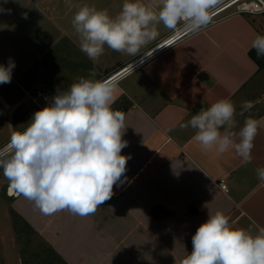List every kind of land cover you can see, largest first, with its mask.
Returning a JSON list of instances; mask_svg holds the SVG:
<instances>
[{
    "label": "crops",
    "instance_id": "0c3cea01",
    "mask_svg": "<svg viewBox=\"0 0 264 264\" xmlns=\"http://www.w3.org/2000/svg\"><path fill=\"white\" fill-rule=\"evenodd\" d=\"M118 1L102 0L106 5H101L112 7L110 2ZM158 32L136 56L115 54L108 68L99 67L104 71L95 79H110L171 34L163 24ZM257 35H264V14L227 18L188 35L118 83L112 107L126 115L122 138L128 146L121 154L130 159L112 197L94 214L62 210L44 215L20 195L4 198L8 213L13 208L67 264H179L191 253L192 236L209 211H224L234 227H264V182L256 175V169L264 168V67L249 55ZM49 54L34 52L31 63L19 67L15 62L21 100L36 104L33 95L42 92L39 100L47 106L58 91L67 89L45 73ZM259 61L264 63V58ZM222 98L236 106L237 130L247 116L260 121L250 163L232 149L223 154L204 150L193 139L195 130L180 128ZM245 101L253 107L241 116ZM19 105L7 107L12 113ZM223 181L226 193L218 188ZM1 189H9L3 174Z\"/></svg>",
    "mask_w": 264,
    "mask_h": 264
},
{
    "label": "clouds",
    "instance_id": "9594fccd",
    "mask_svg": "<svg viewBox=\"0 0 264 264\" xmlns=\"http://www.w3.org/2000/svg\"><path fill=\"white\" fill-rule=\"evenodd\" d=\"M71 6V0H67ZM222 0H124L120 12L84 4L72 18L79 48L93 62L105 46L136 56L156 40L158 25L173 33L197 34L213 20ZM251 49L264 58V35ZM15 62L0 65V84L10 83ZM80 77L58 91L47 106L37 110L23 131L14 130L0 147V169L9 192L23 196L44 215L68 210L94 214L113 195V187L126 172L130 156L122 155L128 142L124 112L113 109L117 83ZM253 107L242 103L243 116ZM195 130L193 139L204 150L223 154L230 149L245 162L252 160L260 121L251 116L237 130L236 106L222 98L180 125ZM264 182V168L256 169ZM179 264H264V227H234L222 210L209 211L208 219L192 236V251Z\"/></svg>",
    "mask_w": 264,
    "mask_h": 264
},
{
    "label": "rangeland",
    "instance_id": "374dc122",
    "mask_svg": "<svg viewBox=\"0 0 264 264\" xmlns=\"http://www.w3.org/2000/svg\"><path fill=\"white\" fill-rule=\"evenodd\" d=\"M47 1L0 0V65L6 66L11 58L19 67L23 63L30 64L34 52H50L43 66L45 73L59 88H68L78 78L88 77L90 72H94L95 76L99 75L104 71L99 67L108 68L115 54L118 55L119 52L105 46V51L98 60L95 62L89 60L80 51L79 39L72 27V18L78 8L84 4L97 9L112 10L114 14L119 13L122 1L114 4L110 2L112 7L102 6L106 5L102 0H71V6L67 0ZM44 5L46 8L43 7ZM49 8L52 10L50 14L53 13L50 19ZM110 51L112 53H109ZM16 69L15 63L10 83L0 84V144L10 136L13 128L24 127L41 105L46 106L45 102L39 100L36 95H33V99L40 107L30 99H20L21 92L18 85L21 84V80L16 75ZM33 71H36V68ZM15 102L20 105L10 113L11 109L8 107ZM0 174H3L2 169ZM7 196V192L1 189L0 264H20L22 244H18L13 231L10 213L7 211L9 203L4 200L8 198ZM36 243L38 244L35 242L34 247L37 246Z\"/></svg>",
    "mask_w": 264,
    "mask_h": 264
},
{
    "label": "built area",
    "instance_id": "2783aa9c",
    "mask_svg": "<svg viewBox=\"0 0 264 264\" xmlns=\"http://www.w3.org/2000/svg\"><path fill=\"white\" fill-rule=\"evenodd\" d=\"M215 15L213 17L212 22L207 26L215 25L227 18L233 17V16H240V15H261L264 14V2L262 0H224L220 5L217 6V8L214 10ZM202 28V29H206ZM201 29V30H202ZM188 35L182 33V32H176L173 33L171 31L170 36L161 44L156 46L153 50H151L146 55L142 56L129 66H127L125 69L118 72L116 75L111 77L108 80L115 81L118 85V83L128 77L129 75L133 74L134 72L138 71L140 68H142L147 62L152 60L153 58L159 56L172 46H174L176 43L187 37ZM38 99H43L44 94L42 92L37 93ZM218 188L222 192H227L228 187L226 182H220L218 183ZM8 196L11 198H16L18 195L14 192L10 193L9 189L7 192Z\"/></svg>",
    "mask_w": 264,
    "mask_h": 264
},
{
    "label": "trees",
    "instance_id": "16d2710c",
    "mask_svg": "<svg viewBox=\"0 0 264 264\" xmlns=\"http://www.w3.org/2000/svg\"><path fill=\"white\" fill-rule=\"evenodd\" d=\"M249 55L260 69L264 67V63L259 61L260 58L257 57L254 49ZM9 213L17 242L19 245L22 244L20 249L22 264H67L13 208H10ZM154 216H157L156 211ZM35 242H38L36 247H34Z\"/></svg>",
    "mask_w": 264,
    "mask_h": 264
}]
</instances>
